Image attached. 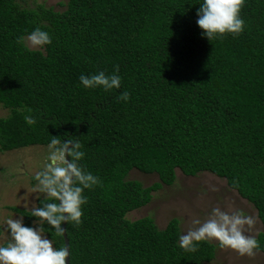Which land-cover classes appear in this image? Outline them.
<instances>
[{"label":"trees","instance_id":"obj_1","mask_svg":"<svg viewBox=\"0 0 264 264\" xmlns=\"http://www.w3.org/2000/svg\"><path fill=\"white\" fill-rule=\"evenodd\" d=\"M198 2L67 0L56 9L0 0V104L9 109L0 117V153L78 139L81 163L101 180L84 191L82 223L67 225L71 264L211 262V241L195 252L179 247L180 218L160 228L153 216L127 217L173 185L177 169L224 177L248 199L263 224L256 238L264 252V0H246L242 33L211 41L196 24ZM37 26L52 43L26 48L19 38ZM117 65L119 89L79 82ZM123 91L127 102L118 99ZM133 169L160 180L146 186L129 178ZM12 209L28 226L37 219ZM48 227L62 247L64 237Z\"/></svg>","mask_w":264,"mask_h":264},{"label":"clouds","instance_id":"obj_2","mask_svg":"<svg viewBox=\"0 0 264 264\" xmlns=\"http://www.w3.org/2000/svg\"><path fill=\"white\" fill-rule=\"evenodd\" d=\"M246 0H199L196 9V24L202 30L201 36L208 40L222 37L226 33L239 35L244 31L245 20L241 9ZM29 49H41L52 43L49 31L39 26L33 28L26 36L19 38ZM80 84L85 88H102L112 91L121 87L122 78L117 65L112 73L99 70L94 73L81 74ZM130 93L123 91L118 99L127 102ZM25 120L34 123L32 116ZM78 139H57L53 137L47 145L44 167L33 177L36 185L32 193L36 201H25V206L32 210L31 216L37 219L35 226L24 223V215H14L4 219L0 232L6 239L0 243V264H71V244L65 242L67 225L78 226L82 223L83 205L87 203L85 189H92L101 183L100 178L88 171L81 163L85 152ZM256 223L254 216L246 215L243 209L225 211L219 207L212 208L209 218L201 221L193 219V227L181 232L178 245L185 251L195 252L201 241L218 242L221 249L230 248L240 256L252 257L260 250L255 235L247 234V228ZM45 225L56 234L64 237V245L57 247L53 239L45 232Z\"/></svg>","mask_w":264,"mask_h":264},{"label":"rangeland","instance_id":"obj_3","mask_svg":"<svg viewBox=\"0 0 264 264\" xmlns=\"http://www.w3.org/2000/svg\"><path fill=\"white\" fill-rule=\"evenodd\" d=\"M18 1L30 8L45 4L56 9H63L60 3L67 0ZM8 114L9 109L0 104V117ZM46 154L47 146L39 144L0 153V224L7 217L14 215V218H18L21 215L12 207L31 210L30 204L29 207L24 204L27 200L30 202L35 200L38 204L36 194L32 193L36 185L32 182V178L44 167ZM129 178L141 180L146 186L160 180L157 173H144L138 169H133ZM214 207L229 212L243 209L246 215H252L256 220L251 228L246 226L247 234L256 236L263 230L256 207L241 196L236 189L230 187L224 177L209 171L190 176L177 169V179L173 185H164L162 189L155 191L149 204L129 212L127 217L135 220L153 216L160 228L166 227L173 217H178L181 221V232H186L194 226L193 219L198 218L201 221L208 219ZM32 226L35 225L32 224ZM5 239V235L0 232V243ZM211 242L217 246L216 255L207 264H264V252L262 251H257L252 257L240 256L230 248L221 249L215 240Z\"/></svg>","mask_w":264,"mask_h":264},{"label":"water","instance_id":"obj_4","mask_svg":"<svg viewBox=\"0 0 264 264\" xmlns=\"http://www.w3.org/2000/svg\"><path fill=\"white\" fill-rule=\"evenodd\" d=\"M62 227H66L67 228V224L65 222L62 223ZM68 234L67 232L65 233V242H68Z\"/></svg>","mask_w":264,"mask_h":264}]
</instances>
